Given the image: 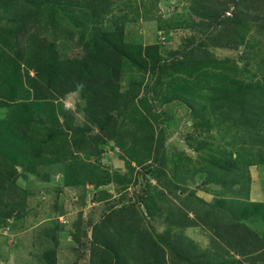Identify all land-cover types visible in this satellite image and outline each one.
Listing matches in <instances>:
<instances>
[{
	"label": "rangeland",
	"instance_id": "rangeland-1",
	"mask_svg": "<svg viewBox=\"0 0 264 264\" xmlns=\"http://www.w3.org/2000/svg\"><path fill=\"white\" fill-rule=\"evenodd\" d=\"M0 264H264V0H0Z\"/></svg>",
	"mask_w": 264,
	"mask_h": 264
}]
</instances>
